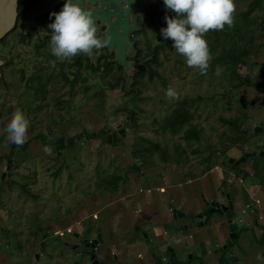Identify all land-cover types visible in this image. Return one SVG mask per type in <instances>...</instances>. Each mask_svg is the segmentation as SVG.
<instances>
[{
	"label": "rangeland",
	"instance_id": "374dc122",
	"mask_svg": "<svg viewBox=\"0 0 264 264\" xmlns=\"http://www.w3.org/2000/svg\"><path fill=\"white\" fill-rule=\"evenodd\" d=\"M251 1L235 3L237 25L242 22L238 15L248 9ZM256 16L257 24L249 34L247 42L242 44L248 50L249 56L243 60L239 73L254 78L260 72L259 76L263 78L264 83V55L261 56V52L252 48L248 42L249 39H255L258 48L264 46V42L260 44L258 40L263 34L264 10L257 12ZM48 17H51V23L54 22L55 17L51 14ZM166 27V21L162 23L158 18H154L146 30L134 38L146 52L149 46L154 48L162 42L166 43L160 34L161 29ZM23 31L24 24H20L15 32L0 44V56L8 61V65L3 68L4 82L0 83V130L11 120L16 110H21L30 121L28 139L24 144L26 147L17 149L13 158L9 157L12 144L6 142V134H0L1 175L6 171L7 161L13 160L10 177L6 176L0 181V209L7 213V217H3L2 225L0 224L5 227L2 230L4 242H0V253L8 257L13 255V264H36L32 252L36 235L38 240L45 239L44 244L39 246L42 253L40 264H92L88 256L76 255L77 252L72 247L77 239L67 241L71 236L68 226L64 231L55 232L57 235H66L63 237L52 236V231L57 230V226L62 228V220L65 217L75 220L76 209L86 204V201L82 202L84 199L96 197L95 192L102 186L104 177L118 169L116 157L119 154L124 156V171L128 177L132 174L140 179L136 182L139 187L133 188V200L136 199L137 202L143 190L156 197L157 191L153 189L167 174L174 173L180 179L190 180L189 178L201 177L206 172V175L209 174L207 181L216 183L224 174V169L227 170L226 159L223 160L218 155L214 159L210 158L209 161L214 164L209 169L208 161L207 164L202 161L204 157H209L212 151L217 153L219 150L229 149L230 156L241 158V154L244 155L256 147L255 140L250 138L236 147H231L228 144L231 133L221 123L220 117L233 118L238 114L242 115L244 111L237 100L241 94L252 102V106L247 110L248 122L244 126L246 129L251 128L258 123L260 117L264 118V111H261L264 105L260 104L264 99V90L253 87L231 90L229 76L224 68L218 67L212 76H202L197 69L190 68L185 59L172 55L169 48L160 55L161 64L153 66L167 78L170 88L178 93V99L184 96L192 99L202 98V101L193 107V124L203 130L204 138L201 143L187 146L182 138L185 129L176 135L168 131L158 132L159 122L170 114L178 101L169 100L166 96L167 88L159 79L150 80L148 74L144 73L141 94L128 95L124 92L125 84L122 82L117 88H112L115 83L113 75L120 70L117 64L111 63L114 67L108 75H104L103 70L97 73L89 69L82 70V80L71 88L61 78V65L64 64L63 71L71 80L74 79L72 73L77 71V68L71 67L69 61H57L56 66L52 67L47 60L48 53L45 52L50 49L49 44L42 50V54H39L36 50V45L42 40L39 34L31 31L29 36H23ZM22 71H26L28 78L33 73L51 78V81L47 82V93L44 97L37 98L35 92L25 86L21 78ZM130 85L125 88L127 91ZM86 87L90 88L88 92L85 91ZM224 93H227V96ZM149 96L151 98L148 99ZM132 116L136 117L130 122ZM123 120L127 121L121 124ZM128 123H131L133 129L126 132V137L119 136L117 144H110L108 135L116 132L120 125L122 129H126ZM94 131L99 132L100 136H105V143L97 152L86 146L88 133L92 135ZM41 135L44 140L40 138ZM74 137L78 147L72 145ZM81 138L84 139L78 140ZM141 138H150L168 147L173 155V163L165 166L157 154H152V167H145L143 160L137 156L142 154V151H148L149 145ZM182 147L185 148V153L179 158L176 148ZM45 148H50L51 151L46 152ZM84 150L89 151L90 155L83 153ZM177 158L181 159L180 164H177ZM119 166L121 167V164ZM169 182L172 184L174 181ZM197 184L199 182L193 186ZM140 189L142 190L139 191ZM176 206L179 204L176 203ZM94 211H99L100 223L96 226H101L108 212L102 211L100 205L95 207ZM120 211L121 207L118 209V212ZM109 214L113 217L114 213ZM134 215L133 213L132 216ZM91 224L89 222V225ZM96 226L93 228L97 229ZM71 228L73 237L76 229ZM212 228L213 231L218 230L214 226ZM6 231L9 236L5 235ZM77 231L80 229L77 228ZM121 233L123 235L125 230ZM67 244L71 247L68 248ZM189 250L196 251L195 248ZM96 258L101 263L102 258L98 251ZM112 259L116 261L114 264L122 263L119 258Z\"/></svg>",
	"mask_w": 264,
	"mask_h": 264
},
{
	"label": "trees",
	"instance_id": "16d2710c",
	"mask_svg": "<svg viewBox=\"0 0 264 264\" xmlns=\"http://www.w3.org/2000/svg\"><path fill=\"white\" fill-rule=\"evenodd\" d=\"M243 0H235L236 2H242ZM32 3V0H20L19 3V19H18V25L25 23V14L24 11L30 7ZM160 3L156 4L154 8L160 7ZM264 10V0H252L248 6V9L245 12L240 13L238 16L242 19L241 24L237 25L235 23L234 27H228L225 26V29L223 31H210L205 35V39L208 42L212 60L210 62V69L208 71V74L206 76H212L216 69L218 67L224 68L229 76V83L231 85V90H240L244 88H256L258 90H264V83L262 81V77H251L250 75H242L239 73V68L243 64V60L249 56L248 50L243 47V43L247 42L249 34L253 31V28L257 24V16L256 13L259 11ZM151 11V10H150ZM165 16H170L167 14H163L161 17L158 15H154L151 17V19H147L145 23H142L139 21V25L141 26V31L137 33L136 35L141 34L146 30V27L149 26L154 18H158L162 23H165ZM174 18V14L172 16ZM16 27V29H17ZM15 29V30H16ZM46 29V28H45ZM14 30V32H15ZM47 30V29H46ZM50 33V32H49ZM51 34V33H50ZM23 36H26L24 34V31L22 33ZM248 41L252 48L258 49V43L255 39H249ZM259 43L261 44L264 42V27H263V34L258 37ZM5 41V40H3ZM133 41L136 43V48L138 50V55L136 57L137 62H142L146 60L149 57H153L151 61L148 62V65L146 67H142L141 70L133 76V83L130 85V89L127 91L125 89V85H123L124 92L128 95H135L138 96L142 92L141 83L142 79L144 78V73L148 74L150 80L159 79V81L163 84V86L167 88V90L170 88V85L168 83V80L165 76H162V74L159 73L158 69H154V65H160V55L162 52H164L167 48L171 50L172 55H175L177 58H183L180 54H178L175 49L172 47L173 41L166 40V43L162 42L159 45L155 46L154 48H151L149 46L148 50L145 52L140 46L139 42L133 38ZM2 43V42H1ZM0 43V44H1ZM50 43V36H48L45 40H40L39 44L36 45V50L39 54H42L43 49H46V45ZM167 51V50H166ZM48 55V61H52L56 59L50 52V49L45 51ZM108 55H106L107 57ZM1 57V56H0ZM104 57V62H99L98 67L91 66L90 61L87 58L86 60H83L81 56H76L73 58V63L70 64L71 67L75 66L77 68V71L72 73L74 75V79H70L69 75L64 73L63 66L61 65V78L64 81L65 84H68L71 86V88H74L78 82L82 80V70L89 69L95 73L103 70L104 75H108L112 71L113 64L109 63L107 61V58ZM166 58H169L166 56ZM11 64V62H9ZM119 67V72L115 75H113L114 84L112 85V88H117L120 83L125 84V80L122 78L123 74V68ZM204 76V75H202ZM22 80L25 83V86L29 88L30 90H33L35 92V95L37 98H42L47 93V82L51 81V78H44L39 73H33V75L28 78L26 71H22ZM4 82L3 78L0 79V83ZM89 87L85 88V91H89ZM225 96H227V93H224ZM148 99L151 98V96L147 97ZM240 103V108L242 111H244L241 114H238L237 116L233 118H226V117H220V121L223 125L228 127L231 131V134H234V139L231 140V146L240 144L243 142L247 135L243 133L241 130V126L246 124L248 122V112L249 108L252 106V102L248 101L246 97L243 95H239V98L237 99ZM202 101L201 97H198L197 99H192L188 96H184L180 99H178L176 106L172 109L170 114L164 119L159 122V130L158 132H165L168 131L172 135L179 134L182 130L183 136L182 138L185 140L187 146H191L193 143H201L204 138L203 130L200 129L197 125L193 124L194 119V112L193 107L196 106V104ZM135 114V111L133 112ZM136 116H132L129 120L130 122L133 120L132 118H135ZM128 121V122H129ZM130 129L132 130L133 127L130 125L131 123H128ZM102 134V133H101ZM88 138L92 137H98V134H92L90 135L88 133ZM41 139H45L43 135L40 137ZM76 137H74L73 143L75 141ZM42 140V141H43ZM143 142L148 143V151H142L139 156H137L139 159L143 160L145 163V167L151 168L153 165V162L151 161V155L157 154L161 163L165 166L173 163V155L169 152L168 147L162 146L160 142H156L153 139L150 138H141ZM114 144V143H113ZM117 144V143H116ZM11 154L10 158H13L15 155V151L19 148H25L24 146H15L11 145ZM185 153V148H176V154L181 157L180 155ZM218 155V153L211 152L209 157H204L203 160L205 162L208 161L209 169L213 166V162L209 161L210 158H215ZM177 158V164L181 163V159ZM207 160V161H206ZM116 169L115 173L110 174L107 177H104L102 186L97 188L98 190L102 189L105 192L116 196L119 193L120 187L122 185V182L124 181V176L122 175V172ZM118 171V172H117ZM10 174L8 173L7 177ZM2 179V175L0 174V181ZM40 244L39 246H42ZM38 246V247H39Z\"/></svg>",
	"mask_w": 264,
	"mask_h": 264
},
{
	"label": "flooded vegetation",
	"instance_id": "af4514ba",
	"mask_svg": "<svg viewBox=\"0 0 264 264\" xmlns=\"http://www.w3.org/2000/svg\"><path fill=\"white\" fill-rule=\"evenodd\" d=\"M33 1L34 0H32L30 7H32ZM49 15L40 19L46 29L51 23V17H48ZM148 19L150 20L151 17L148 16ZM32 32L36 33L37 31L32 30ZM135 35L132 37V40ZM98 36L102 38L100 34H98ZM263 47L258 48V51L261 52V56L262 54L264 55ZM101 52L102 54L99 62L101 61L103 63L106 55H108L106 57L108 61L110 58L108 51L102 49ZM78 56H81L83 60L88 58L85 55ZM68 63H73V60ZM259 75L261 76L260 72L256 77H260ZM260 104L262 106L264 105V99ZM261 111H264V106ZM253 120L256 121L257 119ZM244 126H246V124L241 126V130L247 135V138L255 140L254 145H256V147L248 153H244V155L241 154V158L230 156L229 149L219 150L217 152L218 156L223 160L226 159L227 170L224 169V174L221 175L219 184H217L218 182L216 185L212 183L206 194L203 192L201 186L203 182L201 178L206 176V172L201 177L189 178L191 181L199 182V184L194 187L196 193L198 192L199 194L198 197L203 207L200 211H194L191 208L188 209L189 200L187 198L181 201L182 203H178L179 206H177L175 210L185 213V216L179 217L178 220L183 219L186 223L179 225L177 224L178 220L174 221L172 219L173 221L167 226V238H165L164 243L160 246L152 244L154 251L158 252L157 256L153 258L154 264H156V260L158 264H165L167 260H170L171 263L174 264L172 253L162 250V248H167L168 246L172 247L176 253L178 259L176 264H264V254L262 256L259 255L260 249L264 251V118L261 119L260 117L258 123L251 126V128L246 129ZM120 128L121 127H119L117 131H119ZM228 131H230L229 128ZM251 131L255 133L249 136ZM230 135L231 137L228 144L231 146V140L234 139L235 135ZM238 145L240 144L231 147H236ZM248 154L251 156L246 157ZM245 157V161L236 164L237 160ZM231 160H235V162L232 163ZM202 161L204 160L202 159ZM205 163L207 164V162ZM163 179L165 180V178ZM235 187L239 189L236 194L234 193ZM213 202L215 206L211 207V203ZM223 208H227V210L217 213ZM173 211L174 210H172V213ZM205 211L217 212L211 215L210 221L207 224L201 225L205 218L199 219L198 214H203ZM192 214L194 218L191 217ZM230 221L238 224V232L237 236H235V240L232 239V234L229 232ZM213 226L218 230H211ZM172 227L178 230L181 229L182 231L197 230V232L204 233L206 237L194 243V245L197 244L196 247L193 244H189L187 240L183 243V248L177 249L171 242L174 237ZM93 230L95 231L96 229L91 226L90 235ZM143 232L144 231H141V234ZM79 241L80 240L77 239L76 244L73 246L76 247L79 245ZM167 242L168 244L165 245ZM191 246L194 247L196 251L190 252L189 249ZM74 250H77V248Z\"/></svg>",
	"mask_w": 264,
	"mask_h": 264
},
{
	"label": "crops",
	"instance_id": "0c3cea01",
	"mask_svg": "<svg viewBox=\"0 0 264 264\" xmlns=\"http://www.w3.org/2000/svg\"><path fill=\"white\" fill-rule=\"evenodd\" d=\"M98 133L99 132H93V134ZM82 139L84 138L78 140L82 141ZM103 139H105V136L99 135L97 138L87 137L86 146L95 149L94 152L100 151L101 146H103V144L105 143ZM36 142L37 141H35V143ZM81 144L83 145V142H81ZM72 145L74 147H78L75 142ZM110 152L113 154V151H111V149ZM83 153L89 154L90 152L84 150ZM118 156L119 158H117ZM117 157V168L122 172V175L125 178V180L122 182L119 193L116 196H113L102 189H97L95 192V198L88 197L84 199L82 202L86 201V204L84 206L81 205L76 209V219L69 220L68 217L63 218L62 228H59L57 226V230L52 231L54 233V235L52 233V236H57L55 232L64 231L67 226L70 229L68 230V233H70L71 235L67 239L68 242L71 240L75 241L76 235H85V232L88 227H95L100 223V217L98 216L99 211H94L95 207L100 205L102 211L107 210L108 212L106 220L102 222V225L96 226L98 228L100 227L103 238L102 243L98 246L96 250V252L98 251L99 256L102 258V260L100 259L101 263L114 264L116 263V261H114L112 258H119L122 260V263L119 262V264H154L152 256L153 253L149 251L150 247L145 242L141 231L147 233L149 239L152 241L153 244L160 246L164 243L165 238H167V226L173 221L172 210L177 208L176 203H182L181 201L187 198L189 200L188 209L191 208L194 211H200L203 206L202 203H200V199L198 197L199 194L198 192L196 193L195 187L193 186L196 181H191V179L188 180L185 178L180 179V177H177L176 175H174V173H172L171 175L167 174L166 177H164L165 180H159V184L157 183V186L154 188L155 190L153 189V191H157L156 197L152 194L148 195V191L143 190V193L140 194L141 198L138 199V201L136 202V199L135 201L133 200L135 197V193H133V188L135 186L139 187L136 182L140 179H138L135 175L132 174L128 177L127 172L124 171V168L126 167L124 156L122 154H119L117 155ZM120 164L121 167L119 166ZM208 175H206L204 178H201V180L203 181L201 183V186L205 194L207 193L212 183L216 184L218 182L217 184H219L220 182V179L216 183L212 180L210 182L207 181L208 178L206 177H208ZM169 181L174 182L170 184ZM161 189H164V192H161ZM141 190L142 189H140L139 191ZM234 190L235 194L239 191L238 187H235ZM119 207H121L120 212H118ZM112 208L113 210H111ZM109 213H114L112 214L113 217ZM133 213L135 214L134 217L132 216ZM3 217H7V213L4 212L3 209H0L1 225L3 223ZM89 222H91L92 224L89 225ZM184 223H186V221L183 219L177 221V224L179 225ZM1 225L0 242H4V238L2 237V234L4 233L2 232V230H4L5 227L3 228ZM71 227H74V229H76L74 230L75 232L73 233V237ZM77 228H79L80 231H77ZM96 230H93L92 234L89 236L91 239L97 237L98 233L96 232ZM123 230H125V235H121V232ZM172 231L174 237L171 242L177 249L183 248V243L187 240L189 244L194 245V243H197L200 239H204L206 237L204 233L197 232V230L182 231L181 229L178 230L177 228L175 229L174 227H172ZM5 235L9 236L10 234H7L6 231ZM51 239L53 238L51 237ZM44 240H38V235H36V243L33 244L34 248L32 249L36 264H40L39 258L40 256L42 257V253L39 250L40 247L38 246L45 242ZM196 245L197 244H195L194 246L196 247ZM67 246L68 248L71 247V245ZM191 248L194 247L191 246ZM263 254L264 251L260 249L259 255L262 256ZM77 255H79V257L82 256L80 254ZM14 259L15 258L13 255L8 257L6 254L0 253V264H13V262H15Z\"/></svg>",
	"mask_w": 264,
	"mask_h": 264
},
{
	"label": "clouds",
	"instance_id": "9594fccd",
	"mask_svg": "<svg viewBox=\"0 0 264 264\" xmlns=\"http://www.w3.org/2000/svg\"><path fill=\"white\" fill-rule=\"evenodd\" d=\"M167 10L174 14L165 16L166 28L161 29L165 40L173 41L172 47L183 56L190 68L197 69L200 75L206 76L212 60L211 51L205 35L210 31H223L225 26H235L237 6L235 0H163ZM127 9H129V3ZM54 22L47 26L49 32V48L56 58L50 61L52 67L57 61H71L78 55L92 59L102 54L101 50L109 47L112 38L98 36L93 12L85 11L77 0H66L59 12L51 13ZM169 100L178 99V93L169 88L166 92ZM30 121L21 110L12 114L11 120L0 130L6 134V142L15 146H23L28 139ZM50 152V148H45Z\"/></svg>",
	"mask_w": 264,
	"mask_h": 264
},
{
	"label": "water",
	"instance_id": "95a60500",
	"mask_svg": "<svg viewBox=\"0 0 264 264\" xmlns=\"http://www.w3.org/2000/svg\"><path fill=\"white\" fill-rule=\"evenodd\" d=\"M77 2L85 8V11L90 10L93 12V17L96 21V27L98 29V34L102 36H110L112 38L109 47H106L109 54V63L117 64L123 68L122 78L126 81L125 88L133 83V76L136 75L142 67H146L148 62L153 59L149 57L142 62H137L135 59L138 55V50L136 48L135 41L132 37L141 31V26L139 21L145 23L148 16L152 17L154 15L162 16L167 14L173 16V13L166 9L163 0H77ZM19 3L20 0H0V43L5 40L8 35H10L18 25L19 19ZM66 0H34L32 7L24 11L25 23H24V34L29 35L32 30H36L42 40H45L51 34L47 35L41 34L42 30H46L44 24L40 19L46 15L53 12H58L62 10L63 5ZM129 3V9H127ZM160 3L161 6L158 8H153L156 4ZM151 10V11H150ZM150 11V15H149ZM101 55L97 56L95 60L89 59L90 65L98 67ZM8 65V61L0 58V79L3 78V68ZM127 120H123L121 124H124ZM121 127V125H120ZM131 131L129 125L126 129L120 128L119 131L113 132L108 135V142L110 144H116L118 137H126V132ZM258 131V130H256ZM254 131L250 132V135H254ZM251 155H246L250 157ZM245 158L236 161V164H240L245 161ZM232 163L235 160H231ZM13 165V160L9 159L7 161L6 171L2 175V179L10 173ZM215 203H211V207H214ZM227 208L221 210L208 212L205 211L203 214H198V218H205L201 225H205L210 221L211 215L215 212L221 213L226 211ZM185 216V213H181L178 210L173 211V220L177 221L179 217ZM194 218V215H191ZM98 233L95 239H91V226L85 232V235H76L75 238L80 240L79 245L73 246V249L77 248L76 252L80 255H85L89 257L92 264H101L96 258V250L98 246L102 243L103 238L101 234V229L96 230ZM229 232L232 234V239L235 240L238 232V224L230 221ZM143 237L146 240L147 245L150 247L149 251L153 258L156 257L158 252L154 251L153 243L149 239L146 232H143ZM53 241V239L51 240ZM168 244L165 243V245ZM69 245V244H67ZM172 253L173 263L176 264L178 259L173 248L168 246L167 248H162ZM192 258V257H191ZM156 264H158L156 260ZM165 264H172L170 260L165 261Z\"/></svg>",
	"mask_w": 264,
	"mask_h": 264
},
{
	"label": "built area",
	"instance_id": "2783aa9c",
	"mask_svg": "<svg viewBox=\"0 0 264 264\" xmlns=\"http://www.w3.org/2000/svg\"><path fill=\"white\" fill-rule=\"evenodd\" d=\"M59 11H61V10H59ZM59 11H58V12H59ZM161 192H164V189H161ZM56 235H57V234H56ZM57 236H62V237H63V236H64V234H63V233H61V234H58Z\"/></svg>",
	"mask_w": 264,
	"mask_h": 264
}]
</instances>
